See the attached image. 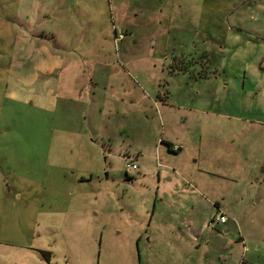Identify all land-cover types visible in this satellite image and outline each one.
I'll return each mask as SVG.
<instances>
[{
    "label": "rangeland",
    "instance_id": "rangeland-1",
    "mask_svg": "<svg viewBox=\"0 0 264 264\" xmlns=\"http://www.w3.org/2000/svg\"><path fill=\"white\" fill-rule=\"evenodd\" d=\"M90 1L106 12L72 21L64 0L49 24L63 68L29 90L55 102L0 90V264H234L243 239L264 264V0ZM16 12L39 15L0 0Z\"/></svg>",
    "mask_w": 264,
    "mask_h": 264
},
{
    "label": "crops",
    "instance_id": "crops-1",
    "mask_svg": "<svg viewBox=\"0 0 264 264\" xmlns=\"http://www.w3.org/2000/svg\"><path fill=\"white\" fill-rule=\"evenodd\" d=\"M87 1L88 0H76V4L78 5L75 8V14L72 18V21H94L100 13L106 12V9H102V7L100 9L96 3L91 2L90 0L89 2ZM167 1L170 4H179L180 8H182L183 4H187L189 0ZM83 2H87L85 7H80ZM27 5L31 10V13L34 14L38 12L39 15L25 14L21 17V14L19 12L14 13L13 16H4L3 14H0V90H2L1 97L3 98L10 99L11 101L22 102L23 104L33 105L34 107H36L37 99L41 97L37 95L38 93L42 95L43 98L45 97L47 103L51 104L52 102H55L52 90L48 89L46 92H44V83L39 84L41 87L40 89H29H31L30 87L38 85V83L47 76L51 78L54 77L56 80L59 79L60 71L63 68V62L57 56V52H59L58 49L51 44V39H53L54 41V38H56L55 35L57 29L55 25L52 31H50L48 28L49 24H51L52 26V22L60 24L62 21L68 20L69 16L64 14V0H27ZM188 8L189 7H187L185 10L187 11ZM110 13L113 15L112 10H110ZM135 15H138V13H136ZM43 23H48V25L44 26ZM42 25L44 26L42 28L43 31L40 32L42 34H39L37 33V31L38 29H41ZM82 25L85 27L84 24ZM36 37H39L40 39L37 40ZM48 38L49 41L47 40ZM55 45H59L57 40L55 42ZM6 53H11L12 58L7 62L8 68L5 69L3 64V54ZM20 53H22V55ZM35 53L42 54V60H40L38 63L34 62L32 58V55ZM15 54H18L17 58L22 60L21 63H23V66H21L19 61L16 63L17 66L13 64ZM23 67H25V71L21 70V68ZM38 105L39 106L37 107L39 109H45L46 107H48L44 104ZM169 144L174 145V143L172 142H170ZM169 144L168 146H170ZM176 145L181 147L179 151L182 152V150L184 149L182 147L183 144L178 143ZM134 156L135 155H128V159L131 162L136 163L139 167V165L143 163V160H145L146 158H153L154 153H143L142 151H139L136 153V156ZM158 156H160V152L156 154L157 158ZM59 168H61V170H66L61 166H59ZM138 169H140V167ZM66 173L67 172H65L64 174ZM3 174L4 173L2 172V167H0V185H2L3 183L1 182V180L5 181ZM200 175L202 176L203 173H200ZM177 177H179L181 181L186 180L185 177L181 176L180 174H177ZM84 180L86 179H81V181ZM194 190L196 194H198L197 201H203V193H201L202 190L199 188H196ZM188 222L186 223L190 225V223ZM226 223L227 222L221 225L228 228L229 224ZM229 242L232 247H235L234 253L230 254V259L233 260L232 262H234V264H241L243 251L245 250V248L247 252L249 251L246 240L243 239L241 242ZM209 245L211 244L209 243ZM48 262H50V259Z\"/></svg>",
    "mask_w": 264,
    "mask_h": 264
},
{
    "label": "built area",
    "instance_id": "built-area-1",
    "mask_svg": "<svg viewBox=\"0 0 264 264\" xmlns=\"http://www.w3.org/2000/svg\"><path fill=\"white\" fill-rule=\"evenodd\" d=\"M180 149H181V147H179V146H173V150L175 152L179 151ZM126 167H127L128 171L138 170V168H139L136 163L131 162V161H128ZM225 222H227V217L220 210L217 212V214L214 216L213 220L211 221L212 224L225 223Z\"/></svg>",
    "mask_w": 264,
    "mask_h": 264
},
{
    "label": "trees",
    "instance_id": "trees-1",
    "mask_svg": "<svg viewBox=\"0 0 264 264\" xmlns=\"http://www.w3.org/2000/svg\"><path fill=\"white\" fill-rule=\"evenodd\" d=\"M170 145V144H169ZM128 179H131L132 177L127 176ZM43 257L45 258L46 261H49V256L45 254V252H42ZM241 264H246L244 261L241 262Z\"/></svg>",
    "mask_w": 264,
    "mask_h": 264
}]
</instances>
